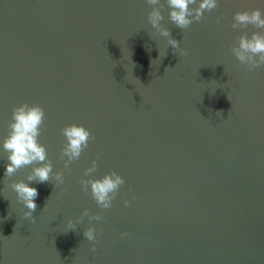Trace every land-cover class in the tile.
I'll return each mask as SVG.
<instances>
[{
  "label": "water",
  "instance_id": "95a60500",
  "mask_svg": "<svg viewBox=\"0 0 264 264\" xmlns=\"http://www.w3.org/2000/svg\"><path fill=\"white\" fill-rule=\"evenodd\" d=\"M161 2L187 56L149 24L146 0H0V264H264V66L249 72L231 53L258 31L233 30L234 15L264 0H218L186 30ZM25 102L44 108L39 143L65 177L29 183L35 224L11 185L40 165L4 175ZM71 124L95 139L65 170ZM112 171L125 184L101 210L80 181ZM85 209L103 221L64 233ZM93 226L95 252L83 235Z\"/></svg>",
  "mask_w": 264,
  "mask_h": 264
},
{
  "label": "clouds",
  "instance_id": "9594fccd",
  "mask_svg": "<svg viewBox=\"0 0 264 264\" xmlns=\"http://www.w3.org/2000/svg\"><path fill=\"white\" fill-rule=\"evenodd\" d=\"M147 5L151 6L148 14V22L160 36L168 38V44L174 50V54L179 50L181 56H187L188 51L181 49L180 41L172 37L170 29L162 26L165 9V3L161 0H146ZM169 10V20L176 28L181 30L188 29L194 22L199 23L205 18V13H211L218 8V0H166ZM223 17L217 18V23H221ZM249 26L258 31L252 32L249 36L247 32L238 37L236 44L231 46V53L236 57L241 65L245 66L247 71L252 72L264 66V11L259 8L236 12L233 17L231 28L233 30L247 29ZM166 55V53H165ZM164 55V56H165ZM228 99L230 100L229 96ZM231 101V100H230ZM217 116L223 117V112H217ZM45 110L39 105L25 102L12 109V122L9 124V134L4 140L3 149L8 153L4 173L5 177H12L21 168L32 165V173L27 177V183L15 182L11 185L17 193L18 201L27 209L24 217L30 219L33 224L36 220L33 214L37 210L35 200L39 196L38 189L29 187V183H47L54 178L57 185L65 183L64 172H56L53 176V163L48 159L46 148L39 143V137L42 134L41 129L45 121ZM66 143L61 151L60 159L64 161V169L70 170V165L79 160L83 151L88 148L90 140L95 137L91 131L83 126L76 124L66 125L61 130ZM65 157L67 159H65ZM98 161L93 160L92 166L86 169L84 175L93 177L97 171ZM81 190L85 193L91 190V196L101 210L110 209L112 202L117 198L120 188L125 184L124 178L116 171L104 175L102 178L82 179L80 181ZM129 201L125 200L127 207ZM88 217L89 221H103L101 214H92L85 209L82 216L75 223L68 221V231H75L76 225L83 222V218ZM85 239L92 242V251L95 252V245L99 243L98 234L95 226L89 227L83 233ZM122 237L128 236V233H121Z\"/></svg>",
  "mask_w": 264,
  "mask_h": 264
}]
</instances>
